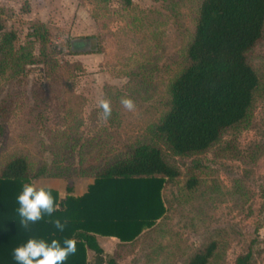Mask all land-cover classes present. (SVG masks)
Masks as SVG:
<instances>
[{"label": "rangeland", "instance_id": "rangeland-1", "mask_svg": "<svg viewBox=\"0 0 264 264\" xmlns=\"http://www.w3.org/2000/svg\"><path fill=\"white\" fill-rule=\"evenodd\" d=\"M0 0L4 33L23 45L29 26L43 21L51 41L94 35L95 51L60 54L54 67L33 64L22 74H0V102L11 106L0 136V166L23 156L59 197L81 195L95 171L137 143H157L180 175L168 181L162 196L166 212L142 236L127 244L98 237L106 256L119 264H186L208 242H218L210 264H235L250 250V264H264V83L249 121L227 130L208 151L170 156L153 128L166 110L167 88L184 64L199 0ZM264 77V37L247 53ZM4 74V75H3ZM264 82V79H263ZM135 102L128 111L122 97ZM110 100L107 121L97 107ZM194 187H187L191 176ZM67 188H71L68 192ZM88 251L87 258L92 260Z\"/></svg>", "mask_w": 264, "mask_h": 264}, {"label": "trees", "instance_id": "trees-1", "mask_svg": "<svg viewBox=\"0 0 264 264\" xmlns=\"http://www.w3.org/2000/svg\"><path fill=\"white\" fill-rule=\"evenodd\" d=\"M120 2L125 9L133 6L132 0ZM263 37L264 0H199L191 37L183 50L184 64L168 84L166 110L153 128L155 139L164 144L170 156L204 153L218 144L227 130L249 121L264 77L251 65L247 53ZM92 38L95 36L66 38L59 44L51 41L46 23L34 21L23 45H12L14 32L1 35L0 74L8 69L10 78L33 64L54 67V57L60 54L93 52L89 45L74 46L77 41L90 44ZM11 101L4 98L0 102V136ZM36 175L23 156L0 166V264H17L14 249L31 237L48 242L74 237L77 251L65 264H119L115 255L104 254L98 237H113L124 245L151 229L166 212L162 189L180 175V169L155 142L129 146L95 171L83 194L60 198L51 188L59 211L25 229L17 197L23 184ZM195 184L192 175L187 187ZM55 218L66 222L63 232L52 223ZM217 250L218 242L212 240L195 251L186 264H210ZM88 251L94 254L91 261ZM251 260L248 250L235 264H250Z\"/></svg>", "mask_w": 264, "mask_h": 264}, {"label": "clouds", "instance_id": "clouds-1", "mask_svg": "<svg viewBox=\"0 0 264 264\" xmlns=\"http://www.w3.org/2000/svg\"><path fill=\"white\" fill-rule=\"evenodd\" d=\"M121 104L128 111H134L136 107L134 100L127 96L121 98ZM97 107L102 109L101 118L107 121L112 113L110 100L99 98ZM17 201L20 223L25 229H28L30 224L44 219L45 215L51 217L54 212L59 211L51 186L37 184L35 181L23 184ZM52 223L57 230L64 231L66 222L55 218ZM76 251L77 240L74 237L65 238L63 242L58 239L48 242L31 237L26 243L16 247L13 255L17 264H65L69 256L74 255Z\"/></svg>", "mask_w": 264, "mask_h": 264}]
</instances>
